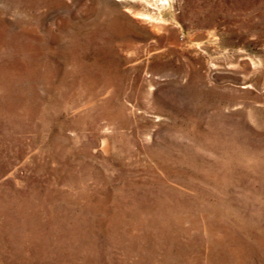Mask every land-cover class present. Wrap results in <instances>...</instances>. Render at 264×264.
Masks as SVG:
<instances>
[{"label": "rangeland", "instance_id": "rangeland-1", "mask_svg": "<svg viewBox=\"0 0 264 264\" xmlns=\"http://www.w3.org/2000/svg\"><path fill=\"white\" fill-rule=\"evenodd\" d=\"M0 264H264V0H0Z\"/></svg>", "mask_w": 264, "mask_h": 264}]
</instances>
